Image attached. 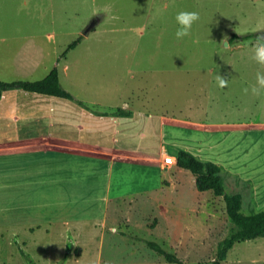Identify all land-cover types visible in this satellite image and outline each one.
Masks as SVG:
<instances>
[{"label": "rangeland", "instance_id": "obj_1", "mask_svg": "<svg viewBox=\"0 0 264 264\" xmlns=\"http://www.w3.org/2000/svg\"><path fill=\"white\" fill-rule=\"evenodd\" d=\"M180 11L200 14L191 35L182 40L175 36ZM94 18L98 21L87 34ZM234 33H264V0H0V79H42L57 65L64 87L80 98L100 101L104 109L126 102L195 116L200 105L199 118L249 123L246 131L227 135L251 145L250 154L240 159L243 172L255 168L254 176L264 175V90L251 93L256 73L264 67L252 59L256 36L230 43ZM79 37L81 42L69 48ZM225 37L230 49L222 46ZM217 74L229 79L227 88L218 86ZM213 96L219 99L214 102ZM240 153L237 149L235 154ZM71 176L88 180L73 195ZM63 178L68 190L61 189L59 197H50L52 190L41 197L29 187L25 195L13 192L6 204L0 198V264H173L149 241L184 264H209L235 228L224 197L197 192L196 186L187 188L183 204L175 197L178 202L171 206L163 196L154 201L143 196L116 203L117 209L106 215L103 171ZM250 185L248 194L242 193L245 215L264 210V192L257 197ZM115 186L112 181L111 194ZM225 188L228 194L236 192L228 178ZM56 206L74 212L71 227L83 238L67 244L60 236L65 229L55 219L53 224L44 221L43 229L22 225L52 216ZM12 220L17 224L9 226ZM222 264H264V237L235 243Z\"/></svg>", "mask_w": 264, "mask_h": 264}, {"label": "crops", "instance_id": "obj_2", "mask_svg": "<svg viewBox=\"0 0 264 264\" xmlns=\"http://www.w3.org/2000/svg\"><path fill=\"white\" fill-rule=\"evenodd\" d=\"M37 64L34 59L33 65L36 67ZM67 67L66 64L65 71L69 70ZM61 86L73 94L70 88L62 83ZM73 96L75 100H66L17 88L9 89L1 96L0 198L5 199V204L13 192L25 195L29 187L41 192V197H48L44 193L51 190L50 197H59L61 189L68 190L63 184L66 181L63 175H87L93 170L103 171L106 180L103 207L106 215L111 208L116 210L119 202L143 196L151 201L163 196L171 206L178 202L172 200L175 197L183 204L187 188L196 186V177L178 165V149L219 165L224 184L227 178L232 180L233 189H236L233 193L241 194L242 199V193L248 194L245 192L247 184H251L257 197L264 192V175L254 176L255 168L243 172L245 163L240 159L250 154L251 145L247 148L243 142L235 143L229 137L237 132L235 130L246 131L249 123L199 118L200 105L196 106V115L189 116L136 108L126 102L117 108L104 109L100 107V101ZM213 98L215 102L219 96ZM119 108L130 115L117 114ZM237 149L241 151L239 156L235 154ZM165 156L174 158L175 164L165 165ZM87 181L71 176V195L78 189L83 190ZM112 181L114 185L116 182L113 194ZM125 188L130 190L124 192ZM208 192L214 194L211 190L202 193ZM43 213L44 207L38 215ZM73 213L61 212L56 206L52 216H44L35 224L24 221L22 225L30 231L33 227L43 229L44 221L51 219L49 224H53L55 219L65 229L60 236L71 245L72 239L75 242L83 238L77 227H71L75 222ZM8 223L13 226L17 221ZM43 240L44 236L41 242Z\"/></svg>", "mask_w": 264, "mask_h": 264}, {"label": "trees", "instance_id": "obj_3", "mask_svg": "<svg viewBox=\"0 0 264 264\" xmlns=\"http://www.w3.org/2000/svg\"><path fill=\"white\" fill-rule=\"evenodd\" d=\"M255 33L240 35L234 33L230 38V43L235 40L245 41L255 37ZM82 37L70 44L69 48H74L81 42ZM23 89L27 92L46 94L66 100H75L73 94L65 90L60 83L59 70L54 66L49 74L40 80L35 81H4L0 79V98L9 89ZM117 114L129 116L127 110L119 108ZM178 165L181 168L190 170L196 177V187L199 191H213L216 196H223L226 203V211L229 219L234 224L233 232L226 237L219 245V251L215 260L209 264H222L228 256V252L235 243L264 237V210L258 213L245 215L242 212L243 199L239 193L228 194L221 175V167L214 162L203 161L197 156L184 149L176 151ZM150 248L161 254L165 259L173 264H184L183 260L175 253L168 251L155 241H149Z\"/></svg>", "mask_w": 264, "mask_h": 264}, {"label": "clouds", "instance_id": "obj_4", "mask_svg": "<svg viewBox=\"0 0 264 264\" xmlns=\"http://www.w3.org/2000/svg\"><path fill=\"white\" fill-rule=\"evenodd\" d=\"M175 19L178 25L175 36L178 40H182L191 35L193 25L200 20V14L196 11H180L177 13ZM222 46L225 49L232 47L227 37L224 38ZM253 51L254 55L252 59L261 67H264V33L256 36ZM216 80L220 88H227L229 85V79L225 76L217 74ZM262 90H264V72L258 71L256 73V84L251 86V93L252 95H259ZM243 91L245 94H248L249 89L244 88ZM111 231L115 234L118 229L114 227Z\"/></svg>", "mask_w": 264, "mask_h": 264}, {"label": "water", "instance_id": "obj_5", "mask_svg": "<svg viewBox=\"0 0 264 264\" xmlns=\"http://www.w3.org/2000/svg\"><path fill=\"white\" fill-rule=\"evenodd\" d=\"M97 21H98V18H94V19L91 21V23L89 24V26L85 29V32H86L87 34H89L90 31L95 27Z\"/></svg>", "mask_w": 264, "mask_h": 264}, {"label": "built area", "instance_id": "obj_6", "mask_svg": "<svg viewBox=\"0 0 264 264\" xmlns=\"http://www.w3.org/2000/svg\"><path fill=\"white\" fill-rule=\"evenodd\" d=\"M163 162L165 165H170L171 164V156H165L163 159Z\"/></svg>", "mask_w": 264, "mask_h": 264}, {"label": "bare ground", "instance_id": "obj_7", "mask_svg": "<svg viewBox=\"0 0 264 264\" xmlns=\"http://www.w3.org/2000/svg\"><path fill=\"white\" fill-rule=\"evenodd\" d=\"M172 159H174V158H172ZM174 162H176V160L174 159Z\"/></svg>", "mask_w": 264, "mask_h": 264}]
</instances>
